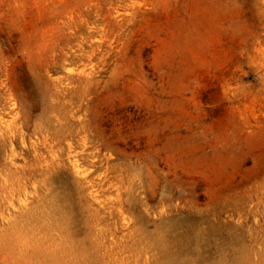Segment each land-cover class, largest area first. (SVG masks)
<instances>
[{
    "label": "rangeland",
    "instance_id": "1",
    "mask_svg": "<svg viewBox=\"0 0 264 264\" xmlns=\"http://www.w3.org/2000/svg\"><path fill=\"white\" fill-rule=\"evenodd\" d=\"M0 264H264V0H0Z\"/></svg>",
    "mask_w": 264,
    "mask_h": 264
}]
</instances>
